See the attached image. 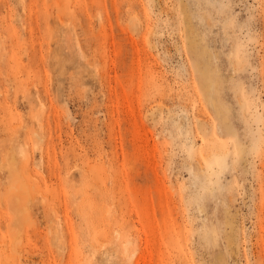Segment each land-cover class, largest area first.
I'll return each mask as SVG.
<instances>
[{
    "label": "rangeland",
    "instance_id": "374dc122",
    "mask_svg": "<svg viewBox=\"0 0 264 264\" xmlns=\"http://www.w3.org/2000/svg\"><path fill=\"white\" fill-rule=\"evenodd\" d=\"M0 264H264V0H0Z\"/></svg>",
    "mask_w": 264,
    "mask_h": 264
}]
</instances>
